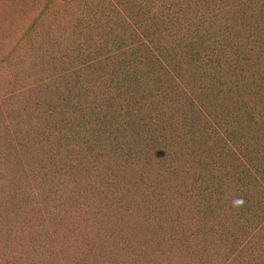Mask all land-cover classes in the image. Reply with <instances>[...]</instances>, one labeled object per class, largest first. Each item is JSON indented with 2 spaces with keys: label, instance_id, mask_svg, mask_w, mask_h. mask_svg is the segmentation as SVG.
<instances>
[{
  "label": "rangeland",
  "instance_id": "rangeland-1",
  "mask_svg": "<svg viewBox=\"0 0 264 264\" xmlns=\"http://www.w3.org/2000/svg\"><path fill=\"white\" fill-rule=\"evenodd\" d=\"M0 264H264V0H0Z\"/></svg>",
  "mask_w": 264,
  "mask_h": 264
},
{
  "label": "clouds",
  "instance_id": "clouds-1",
  "mask_svg": "<svg viewBox=\"0 0 264 264\" xmlns=\"http://www.w3.org/2000/svg\"><path fill=\"white\" fill-rule=\"evenodd\" d=\"M233 203H234V205H241V204H243V200L238 198V199L234 200Z\"/></svg>",
  "mask_w": 264,
  "mask_h": 264
}]
</instances>
